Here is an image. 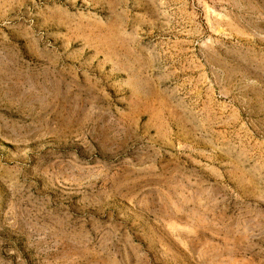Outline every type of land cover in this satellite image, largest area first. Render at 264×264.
I'll return each mask as SVG.
<instances>
[{"label": "rangeland", "instance_id": "rangeland-1", "mask_svg": "<svg viewBox=\"0 0 264 264\" xmlns=\"http://www.w3.org/2000/svg\"><path fill=\"white\" fill-rule=\"evenodd\" d=\"M0 264H264V0H0Z\"/></svg>", "mask_w": 264, "mask_h": 264}]
</instances>
